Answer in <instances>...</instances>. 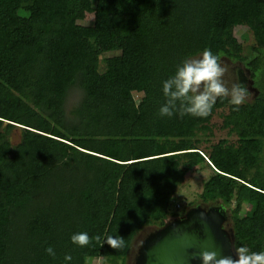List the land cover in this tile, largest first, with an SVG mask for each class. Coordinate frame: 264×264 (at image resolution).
Listing matches in <instances>:
<instances>
[{"label": "trees", "instance_id": "trees-1", "mask_svg": "<svg viewBox=\"0 0 264 264\" xmlns=\"http://www.w3.org/2000/svg\"><path fill=\"white\" fill-rule=\"evenodd\" d=\"M98 1L0 0V264H128L132 249L133 263L205 168L199 202L229 210L235 246L264 251V191L250 176L264 150V89L238 110L218 98L206 118L174 114L167 154L128 162L121 88L94 39ZM175 2L111 0L150 34ZM202 42L190 55L211 49ZM78 232L93 237L87 247L72 242ZM109 235L125 246L109 247Z\"/></svg>", "mask_w": 264, "mask_h": 264}, {"label": "rangeland", "instance_id": "rangeland-1", "mask_svg": "<svg viewBox=\"0 0 264 264\" xmlns=\"http://www.w3.org/2000/svg\"><path fill=\"white\" fill-rule=\"evenodd\" d=\"M98 5L94 39L102 63L113 67L121 88L126 108L128 162L167 154L172 117L158 114L165 102L162 84L175 74L184 59L196 57L190 55L191 49L201 46L202 41L228 67L224 78L229 86L237 82L233 65L240 63L252 71V90L264 89V0H176L163 32L158 34L142 29L137 18L128 19L114 11L111 0H99ZM252 94L245 102H252ZM77 96L73 91L68 98L72 99L68 101V113ZM17 135L11 134L13 142ZM258 162H264L263 152ZM250 173L253 184L264 191V164ZM209 174L211 171L205 168L201 173L187 176L174 204L178 218L191 208L221 206V202L204 205L198 200ZM224 210L227 215L224 227L232 235L230 212ZM132 255L133 250L128 264H133ZM99 260L91 263L102 264Z\"/></svg>", "mask_w": 264, "mask_h": 264}, {"label": "clouds", "instance_id": "clouds-1", "mask_svg": "<svg viewBox=\"0 0 264 264\" xmlns=\"http://www.w3.org/2000/svg\"><path fill=\"white\" fill-rule=\"evenodd\" d=\"M229 71L221 56L205 48L198 57L186 58L178 66L175 74L163 81L162 91L165 102L159 109L160 116L172 117L174 114L191 115L206 118L211 114L218 98H228L238 110L249 96V90L242 82H229L225 75ZM71 240L79 247H87L93 240L87 232L74 233ZM99 241L100 237L96 236ZM112 249H121L124 245L122 236H107L104 240ZM235 256L220 255L215 248H204L198 254L201 264H264V251H250L246 246L233 245ZM48 255L55 257L54 249H45ZM72 259L70 254L65 260Z\"/></svg>", "mask_w": 264, "mask_h": 264}, {"label": "water", "instance_id": "water-1", "mask_svg": "<svg viewBox=\"0 0 264 264\" xmlns=\"http://www.w3.org/2000/svg\"><path fill=\"white\" fill-rule=\"evenodd\" d=\"M224 208H191L183 217L166 222L149 233L139 245L133 264H201L198 254L215 248L224 256H235L234 236L224 225Z\"/></svg>", "mask_w": 264, "mask_h": 264}, {"label": "crops", "instance_id": "crops-1", "mask_svg": "<svg viewBox=\"0 0 264 264\" xmlns=\"http://www.w3.org/2000/svg\"><path fill=\"white\" fill-rule=\"evenodd\" d=\"M251 11H253L254 12V9H251ZM126 18V17H125ZM245 18H248V17H245ZM129 19V18H128ZM136 19V18H135ZM137 20L138 21H141V19H138L137 18ZM140 25H141V27H142V21L139 23ZM142 29H143V27H142ZM210 31V30H209ZM209 33V32H208ZM210 33H211V31H210ZM241 43V42H240ZM248 44V43H247ZM209 47V46H208ZM228 47V46H227ZM196 48V47H195ZM209 48H211V47H209ZM194 49V48H193ZM193 49H191V51L193 50ZM212 49V48H211ZM215 50V49H214ZM264 50V49H263ZM188 52H190V51H188ZM202 52L203 51H198L197 53H194V54H192V56H198L199 54H202ZM216 52V51H215ZM185 55H187V54H184V56ZM239 61L241 60V58L239 57V59H238ZM233 66H235V69H236V72H235V76H236V80H240V79H243V80H245L246 82H247V84H250L251 83V81H252V76H253V74H252V71H251V69H247L246 68V66L244 65H242V64H240V63H238V64H234ZM238 73V74H237ZM240 76L242 77V78H240ZM251 91V90H250ZM263 155H264V150H263ZM262 160H263V156H262ZM259 165H260V163H259Z\"/></svg>", "mask_w": 264, "mask_h": 264}, {"label": "flooded vegetation", "instance_id": "flooded-vegetation-1", "mask_svg": "<svg viewBox=\"0 0 264 264\" xmlns=\"http://www.w3.org/2000/svg\"><path fill=\"white\" fill-rule=\"evenodd\" d=\"M240 78H242L241 76H240ZM237 82H242L243 84H245L246 86H247V88H248V90H249V94H252V93H254V90H255V88L252 90V88L254 87L253 86V84H247V82L245 81V80H243V79H240L239 81L237 80ZM253 91V92H251V91ZM253 95V94H252ZM264 164V162H262V163H260V165L262 166ZM141 244V243H140ZM140 244H137V247H136V251H135V255H136V253H137V251H138V248H139V245ZM133 250V249H132ZM135 257V256H134ZM129 258V257H128Z\"/></svg>", "mask_w": 264, "mask_h": 264}]
</instances>
